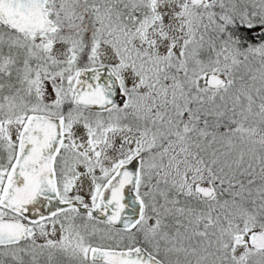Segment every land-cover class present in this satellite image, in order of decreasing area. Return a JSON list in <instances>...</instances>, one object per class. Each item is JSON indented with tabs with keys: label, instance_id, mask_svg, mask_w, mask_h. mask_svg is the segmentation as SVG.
<instances>
[{
	"label": "snow or ice",
	"instance_id": "6c2138e0",
	"mask_svg": "<svg viewBox=\"0 0 264 264\" xmlns=\"http://www.w3.org/2000/svg\"><path fill=\"white\" fill-rule=\"evenodd\" d=\"M0 264H264V0H0Z\"/></svg>",
	"mask_w": 264,
	"mask_h": 264
}]
</instances>
